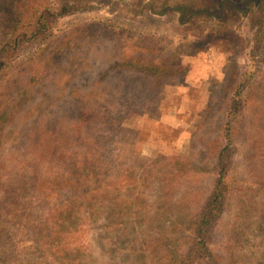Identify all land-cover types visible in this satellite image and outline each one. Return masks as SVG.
<instances>
[{
    "label": "rangeland",
    "instance_id": "1",
    "mask_svg": "<svg viewBox=\"0 0 264 264\" xmlns=\"http://www.w3.org/2000/svg\"><path fill=\"white\" fill-rule=\"evenodd\" d=\"M99 21L107 36L76 37L82 23ZM56 46L65 51L56 71L45 67L39 84L30 81L21 63L35 61L36 75ZM0 49L7 63L0 99L23 103L0 130V261L6 254L7 264H174L169 251L178 255L187 246L216 176L225 111L243 87L239 101L251 89L255 95L240 122L246 131L223 138L234 145L227 151L231 192L208 240L213 250L230 251L237 223L245 244L231 264H264V0H0ZM141 53L175 66L181 81L157 92L137 83L124 89L121 103L143 101L118 114L121 128L112 138L119 149L103 155L79 114L116 86L115 74L101 78L107 63ZM70 129L79 130L75 145ZM88 146L94 155L86 154ZM57 147L61 157L67 149L76 154L63 160ZM148 158L159 161L152 166ZM4 163H14L18 174L4 173ZM115 164L138 179L153 171L142 178L147 193L133 213L120 202L129 194L128 178L112 182ZM58 247L74 250L65 259ZM203 261L194 256L186 264Z\"/></svg>",
    "mask_w": 264,
    "mask_h": 264
},
{
    "label": "trees",
    "instance_id": "2",
    "mask_svg": "<svg viewBox=\"0 0 264 264\" xmlns=\"http://www.w3.org/2000/svg\"><path fill=\"white\" fill-rule=\"evenodd\" d=\"M65 10V9H64ZM33 17V16H32ZM23 22L26 23V15L23 16L22 19ZM27 24V23H26ZM31 26V25H30ZM35 27V26H33ZM45 23L42 25H39L38 29L36 30V33L39 34L41 30L45 29ZM74 33L77 35L76 37L78 39H86V38H93V39H100V37H105L107 34H105V29L103 27V22H84L81 24L80 29L77 31H74ZM71 35V34H70ZM34 37V35H32ZM32 37V38H33ZM31 38V36H30ZM29 38V40H31ZM32 41V40H31ZM9 46L8 44H4ZM19 46L23 44H17ZM15 46V44H14ZM3 50L0 49V56L3 54ZM64 49L62 47L56 46L53 48V51L50 52L49 58L47 61H44L46 66L41 65L42 62L37 60L36 62L39 64L38 67H36L38 72H36V75H32L34 71V62L32 64H28L26 62H22L21 69L26 74H29L30 81H37L39 84V80L41 77H46V75L43 73L44 68H46L47 74L50 73V71H56L55 63L59 61L60 57L62 56L61 53H64ZM158 59V60H156ZM7 66V63L0 62V71L3 70L4 67ZM43 66V68H41ZM175 68V66H174ZM174 68L172 64L165 65L164 59L160 58L159 56H144L142 53L139 55L130 56L127 58H123V56L118 57L114 60H112L110 63H107L102 69H101V78L107 77L111 74H115V76H118L119 79L116 80V86H114L113 90L111 91L110 95H107V97L103 100H96V101H90L88 102V106L84 108L83 111L80 112L79 117L86 123L85 130L86 133L89 135L87 136L89 139H92L99 143L98 146H94L97 151L101 152L103 155L110 154V152H115L119 149V143L116 139L112 138L115 137L114 133L118 129L121 128L120 121H117L118 114L121 112H125V109L128 108V111H134L135 105L139 101H143L141 98H135L132 97L130 99L129 104H124L125 102L121 103V99H125V97L122 95L124 92V89L132 88V85H135L138 89H141L143 91L151 90L155 86V91L164 86L166 83H180V76L179 78H175ZM50 69V70H49ZM121 77V79H120ZM29 79L27 80V82ZM32 81V82H33ZM45 82H43V85ZM243 83H240L242 85ZM254 85V84H253ZM24 89L23 88L21 90ZM243 87H241V90H239L236 94V97L233 98V102L231 103L232 107L230 110H226V120L222 123V126L220 127V135L219 137H222V145H220L216 152V176L214 177V180L212 182V190L205 198L204 202L200 206L199 213L196 217V220L193 222L192 229L190 231V234L187 235V246L181 254L176 255L177 253L173 250H170L169 253L173 259L174 264H186L187 261L191 263L193 262V257L195 256L198 260H204V264H231L234 263L237 260V257L239 253L244 249L243 245L244 239H243V233L238 230V224L233 223L232 224V235L229 238V241L232 243L229 245L232 246V249L230 251H226L228 246H224V251L220 252L219 250H213L212 247L209 244L208 240V234L212 231V229H215V226L217 225V222L219 218L223 215V211L228 206V196L231 192V185L229 182H227V179L230 174H228V167H230L234 162L232 160H229L227 151L233 152V149L231 146L232 142H224V139H229L232 141L234 139V135H241L242 130L246 131V127L243 129L241 127V120L248 112V105L250 99L254 97V89H251L250 97L249 99H245L242 101H239L237 98L238 96H245V93L242 94ZM27 91V90H26ZM40 91V87H38L36 90L32 92L30 95V99L35 97L37 93ZM157 92V91H156ZM155 98H158V95H155ZM124 97V98H123ZM131 97V96H130ZM246 97V96H245ZM67 99V98H66ZM71 101V100H70ZM79 102H85L82 99L79 100ZM249 102V103H248ZM87 104V102H85ZM23 106V103L20 101L11 102L8 100L0 99V130L5 127L10 120L15 119V114L17 112H20V108ZM9 115V116H8ZM243 115V116H242ZM239 117V118H238ZM241 117V118H240ZM128 131L129 129H125ZM79 130L76 129H70L67 131V136L69 139H72L73 141L76 140L73 144L75 145L78 141V134L77 132ZM134 134H136L135 130H132ZM85 133V134H86ZM126 136L127 134L124 133ZM133 141V140H132ZM234 141V140H233ZM135 142V140H134ZM132 142V144L134 143ZM255 145L254 147H256ZM91 146H88L86 148V154L87 155H94V152L90 150ZM259 147V146H258ZM56 152H58L57 157L61 158L63 160H71L75 154L76 149H67L62 152V157L59 154L60 147L56 148ZM53 153L52 151L50 152ZM113 155V154H110ZM95 159H97L95 157ZM149 159V158H148ZM256 161L255 159H253ZM148 161V160H147ZM159 159H149L150 165H154L155 162H158ZM227 161V163H226ZM18 162V161H17ZM81 164V163H80ZM82 165V164H81ZM78 167V166H77ZM82 167V166H81ZM95 168V167H94ZM115 168L118 171V174L114 178L112 182L116 183L119 182V180L125 178H128V181H130V185H128L127 190L129 191V194L127 196L123 195L121 201H125V203L130 207L131 213L133 211H136L137 205L139 204L140 195H144L147 192L144 190L146 188V185L148 182L142 181V178H148L151 177V173L153 172L152 169L148 170V172L143 175H140V178L138 179L137 174H128L125 173V169L122 171L120 165L115 164ZM153 170H156V173L159 174V170L155 167H152ZM155 168V169H154ZM97 169V168H95ZM3 170L4 173H12V174H18L19 170L15 166L14 163L3 164ZM99 170V169H98ZM252 171V169H251ZM261 172L264 173V169ZM174 172L170 171L168 172V175H172ZM254 174V172L252 173ZM260 174V172H259ZM166 174V176H168ZM158 177V176H156ZM230 179V178H229ZM64 184V183H62ZM105 183L100 184V186L97 187V191H102L104 189ZM107 186V185H106ZM264 189V186H263ZM14 190L13 187H10V191ZM92 191V190H90ZM138 193V194H137ZM13 194H16L14 191ZM125 213V211L123 212ZM57 241H59L57 239ZM62 244H60L61 246ZM66 244H64L65 246ZM68 246V245H67ZM69 247V246H68ZM67 247L66 251L62 250L61 247L59 248L58 253L60 254V257L62 255L63 258L67 259L69 257L68 252H73L74 249H70ZM58 254V255H59ZM3 256V260L0 261L3 264L8 263V258L6 254ZM32 264H43L42 261H38L37 259L32 260Z\"/></svg>",
    "mask_w": 264,
    "mask_h": 264
}]
</instances>
